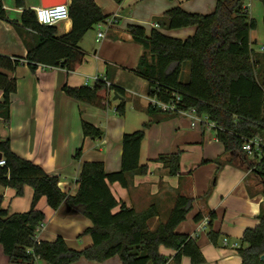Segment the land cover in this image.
I'll return each mask as SVG.
<instances>
[{"label": "trees", "instance_id": "trees-1", "mask_svg": "<svg viewBox=\"0 0 264 264\" xmlns=\"http://www.w3.org/2000/svg\"><path fill=\"white\" fill-rule=\"evenodd\" d=\"M120 4L122 0H114ZM245 0H216L212 12L191 13L179 6L166 10L156 18L159 28H145L129 24L128 32L134 42L140 43L143 52L132 72L147 82V96L163 102L174 101L181 109L195 108L198 115L207 116L216 137L229 152L224 163H239L251 169L260 179L264 197V42L262 52L252 48L250 31L256 27L244 6ZM262 2L264 7V0ZM22 7L24 0H14ZM68 15L71 29L57 35L55 26L40 24L33 9H23L20 25L36 34L24 58L34 69L38 64L76 70L84 61L85 53L79 42L86 32L103 22L104 15L94 0H69ZM0 17H5L3 0H0ZM193 26L195 31L185 39L169 36L160 29H178ZM264 26V15H263ZM22 62L0 54V123L9 119L11 96L16 91V81L11 73ZM188 64L185 80L183 67ZM63 92L78 102L106 108L112 91L122 97L115 106L118 115L126 109L124 90L114 84L107 85L99 78L92 85L62 87ZM178 99L176 100V98ZM145 112L151 117L142 127L122 136L121 165L118 171L106 172L101 161L83 162L77 179L75 195H67L58 187V177L48 174L40 165L16 155L10 149L8 138L0 136V155L5 164L0 166V184L14 188L22 194L23 187L32 188L30 207L25 212L10 213L2 207L0 196V245L13 264H33L38 259L48 264H71L80 258L101 262L118 256L122 264H167L170 257L159 252L164 246L174 250L172 261L180 264L188 257L192 264L204 263L197 236L176 231L192 208L191 197L178 195L167 218L154 229L148 222L158 216V209L150 205L136 211L120 203L112 194L109 184L117 182L128 187L134 174H146L147 163L139 161L140 147L145 130L156 115L166 114L157 106L147 104ZM84 137L100 138L102 130L82 120ZM258 138L253 157L242 149L248 140ZM81 148L74 158H79ZM154 161L162 163L169 175L179 173V153L158 155ZM217 161L218 166L224 164ZM44 197L52 210L63 203L70 209L90 219L92 225L83 233L89 234L92 244L76 250L69 248L64 239L37 240V227L44 222V213L36 207ZM119 206L118 210L116 208ZM214 213H210L211 226ZM202 219L200 213L195 221ZM258 224L243 232L237 248L240 264H264V204L258 215ZM209 240L216 244L219 234L209 230ZM30 249L28 252L27 250Z\"/></svg>", "mask_w": 264, "mask_h": 264}, {"label": "crops", "instance_id": "crops-1", "mask_svg": "<svg viewBox=\"0 0 264 264\" xmlns=\"http://www.w3.org/2000/svg\"><path fill=\"white\" fill-rule=\"evenodd\" d=\"M94 1L107 18L113 17L115 21L110 27L101 28L103 38L97 39V26L84 34L79 42V47L85 53L84 61L76 70L69 72L61 67L43 64L32 69L24 60L28 46L37 37L20 25V16L23 9L41 7V0H24L22 7H17L14 0H3L5 17H0V54L22 59L11 73L16 81V91L11 96L9 119L0 123V136L9 139L10 149L16 155L31 160L48 174L57 176L60 190L71 196L77 191V179L83 162L101 161L106 172L120 169L122 136L136 130L139 124L137 120L128 124L126 117L116 114L115 106L121 99H112L114 91L109 97L114 104L109 101L106 108H99L76 101L66 95L62 87L65 84L92 85L94 77H97L121 87L124 98L134 87L139 88L143 93L140 96L146 98V103L143 105L139 98H135L136 114L151 118L145 112L149 103L147 82L132 72L143 47L131 39L128 25L137 24L149 32L151 28H159L156 18L171 7L179 6L187 12L208 14L205 11L212 9L216 0H122L120 4L114 0ZM258 4L256 0L244 1L249 16ZM263 15L262 10L261 22L250 31V40L259 45L258 49L252 45L256 53L262 52L264 42ZM53 25L57 35H61L71 29L72 22L67 18ZM194 31L195 27L189 26L175 29L174 32H162L185 39ZM185 74H188V67ZM185 117L190 119L174 113L156 115L158 121L147 128L140 147L139 161L147 163L148 172L134 174L128 187L114 182L109 184V188L120 203L136 211L155 205L158 216L149 220L151 230L167 218L178 195L191 197L192 208L176 231L197 236L205 259L201 264H240L237 248L243 245L241 237L245 229L258 224V215L264 204L260 179L251 169L239 163H224L229 159V152L218 141L211 123L202 121L191 126V119L188 121ZM82 120L100 128L102 136L94 139L84 137ZM177 147L183 150V163L179 173L169 175L162 163L154 159L160 154L175 152ZM79 148L81 155L76 159L74 154ZM217 161L224 164L218 166ZM32 192V188L25 185L22 194L18 195L14 188L0 184L2 207L10 213L25 212L30 207ZM36 207L45 215L42 227L36 231L38 240L53 241L60 236L69 248L76 250L92 244L90 235L83 233L92 225L87 217L65 203L52 210L44 197L38 200ZM198 213L202 219L195 221L194 216ZM210 213H214L211 226L208 225ZM209 230L219 234L216 244L209 240ZM158 250L170 257L167 264H174L171 259L174 250L164 246ZM0 264H13L1 245ZM33 264L48 263L37 258ZM71 264L122 262L118 256L101 262L82 257ZM180 264L192 263L184 256Z\"/></svg>", "mask_w": 264, "mask_h": 264}, {"label": "built area", "instance_id": "built-area-1", "mask_svg": "<svg viewBox=\"0 0 264 264\" xmlns=\"http://www.w3.org/2000/svg\"><path fill=\"white\" fill-rule=\"evenodd\" d=\"M34 11H35L37 21L40 24L52 25V24H55L61 20H65V19L69 18L68 4L67 3H59V4H55L52 6H46V7L41 6V7L35 8ZM114 21H115L114 18L110 17V18H106L103 22L96 25L98 28L97 39L104 37V32L101 30V28L110 27L114 23ZM97 79H98L97 77H94V80H97ZM107 85H109L108 82H107ZM177 99H178V97L176 98V100ZM147 100H148L149 104H151L153 106H157L158 108H160L162 111H164L166 113H174V114L190 117L191 126H195V124L197 122H199V123L202 121H205V123L208 122L207 116L203 115V117H201L200 115L197 114L195 108H193V107L188 108V109H181V108H178L176 106L174 101L163 102V101H159L155 98H151L148 96H147ZM259 143H260V139H258V138L248 140L246 143H244V145L242 146V149L251 158L254 155L253 154V148H257ZM4 164H5V160L0 158V166H3ZM42 224L43 223H41L37 227L36 231L40 227H42ZM35 238H36V234H35ZM224 242H225V240H224ZM27 251L29 252L30 249H28Z\"/></svg>", "mask_w": 264, "mask_h": 264}, {"label": "rangeland", "instance_id": "rangeland-1", "mask_svg": "<svg viewBox=\"0 0 264 264\" xmlns=\"http://www.w3.org/2000/svg\"><path fill=\"white\" fill-rule=\"evenodd\" d=\"M257 1V3H259L258 4V6H257V9H255V10H253L250 14V17H252L254 20H255V23L257 24V23H260L261 22V16H262V10L264 11V7H263V4H262V2H260L259 0H256ZM194 3V2H193ZM215 6V5H214ZM214 9V7H212V9H207V10H209V11H205V13H209V12H211L212 10ZM145 29H147V28H145ZM161 30L162 31H165V32H174L175 31V29H165V28H161ZM172 34V33H171ZM170 34V35H171ZM253 47L255 48V49H258L259 48V45H258V42L257 43H255V44H253ZM187 64L183 67V71H182V75H181V78L184 80L185 79V77L187 76L186 74H185V72L187 71ZM136 94H138V95H136ZM141 94H143L142 93V91L139 89V88H136V87H134V89L133 90H131V91H129L128 93H126V97H125V102H126V109H125V115H124V117H126V120H127V123L129 124V123H132V122H134L135 120H137L138 121V128L137 129H139V128H141L142 127V124L144 123V122H146L148 119H146V117H144V114H141L140 113V117H138L137 116V114H136V111H135V107H134V101H135V98H139L140 99V101H141V103L144 105L145 103H146V98L145 97H141L140 95ZM110 102L112 103V104H114V101L113 100H111L110 99ZM111 110L112 111H114V107L113 106H111ZM117 114V113H116ZM118 115V114H117ZM139 115V114H138ZM9 116H10V114H9ZM118 116H120V115H118ZM121 117H123V116H121ZM201 117H203V115H201ZM142 118V119H141ZM149 118V117H148ZM155 118H156V116H155ZM186 118V117H185ZM141 119V120H140ZM186 119H188V118H186ZM140 120V121H139ZM188 121H190V119H188ZM209 123H211L210 121H208ZM199 124V122H197L196 123V125H198ZM146 131H147V128H146V130H145V133H146ZM211 131V133L213 132L212 130H210ZM175 152H178L179 153V170H180V167L182 166V163H183V160H181V155H182V153H183V150L180 148V147H177L175 150H174Z\"/></svg>", "mask_w": 264, "mask_h": 264}, {"label": "water", "instance_id": "water-1", "mask_svg": "<svg viewBox=\"0 0 264 264\" xmlns=\"http://www.w3.org/2000/svg\"><path fill=\"white\" fill-rule=\"evenodd\" d=\"M59 3H66V0H41L42 7L52 6V5L59 4ZM112 99H122V97L118 95L116 92H114ZM261 258H264V256H261Z\"/></svg>", "mask_w": 264, "mask_h": 264}]
</instances>
